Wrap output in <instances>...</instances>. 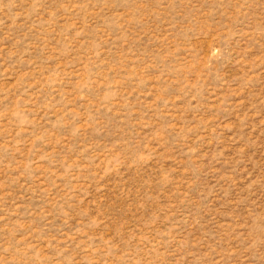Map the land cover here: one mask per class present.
Listing matches in <instances>:
<instances>
[{"label": "rangeland", "instance_id": "374dc122", "mask_svg": "<svg viewBox=\"0 0 264 264\" xmlns=\"http://www.w3.org/2000/svg\"><path fill=\"white\" fill-rule=\"evenodd\" d=\"M0 264H264V0H0Z\"/></svg>", "mask_w": 264, "mask_h": 264}]
</instances>
